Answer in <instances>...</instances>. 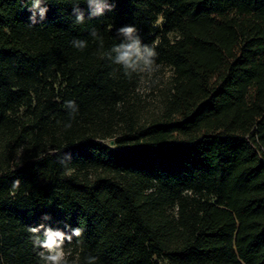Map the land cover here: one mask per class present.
<instances>
[{
	"label": "trees",
	"instance_id": "obj_1",
	"mask_svg": "<svg viewBox=\"0 0 264 264\" xmlns=\"http://www.w3.org/2000/svg\"><path fill=\"white\" fill-rule=\"evenodd\" d=\"M109 3L89 18L81 0L78 25L50 0L32 26L0 0V264H39L40 223L84 229L72 264H264V0ZM128 25L156 45L151 75L106 58Z\"/></svg>",
	"mask_w": 264,
	"mask_h": 264
},
{
	"label": "clouds",
	"instance_id": "obj_2",
	"mask_svg": "<svg viewBox=\"0 0 264 264\" xmlns=\"http://www.w3.org/2000/svg\"><path fill=\"white\" fill-rule=\"evenodd\" d=\"M50 0H24V5L28 7L31 15L29 20L30 25H35L38 20L42 21L46 18L48 8L46 4ZM90 9L89 18L103 16L105 11H111L113 5L109 0H83ZM73 5V16L76 24L85 23V15L80 9L81 0H70ZM118 36L122 37V41L112 46L110 51L106 53V58L113 64L119 65L125 77L131 79L133 74L151 75L156 71V58L158 53L155 44L142 43L140 36L137 34V28L134 25L120 27L117 30ZM89 35L98 40L103 47V38L98 34L96 29H92ZM73 47L78 50H83L87 47V41L83 39H73ZM63 107L68 111L69 116L74 119L78 112V105L74 100H66ZM71 127V121L65 125ZM104 143L103 141H100ZM107 146V145H106ZM20 149L18 155L23 152ZM48 155L59 156L60 163L67 164L71 161V153H60L53 151ZM20 185V180H15L12 183V188L15 190ZM50 216L45 214L42 220H49ZM68 231L54 229L51 226L40 223L36 226L28 227L29 239L32 242L33 248L36 250V255L39 257V264H72L69 260V253L65 250V244L72 243L74 240L77 244L82 243L84 229L81 227H72L65 225ZM96 257H87V264H96Z\"/></svg>",
	"mask_w": 264,
	"mask_h": 264
},
{
	"label": "rangeland",
	"instance_id": "obj_3",
	"mask_svg": "<svg viewBox=\"0 0 264 264\" xmlns=\"http://www.w3.org/2000/svg\"><path fill=\"white\" fill-rule=\"evenodd\" d=\"M170 74H171V70L169 68H165L164 73L162 74V76H163L164 79H166Z\"/></svg>",
	"mask_w": 264,
	"mask_h": 264
},
{
	"label": "water",
	"instance_id": "obj_4",
	"mask_svg": "<svg viewBox=\"0 0 264 264\" xmlns=\"http://www.w3.org/2000/svg\"><path fill=\"white\" fill-rule=\"evenodd\" d=\"M110 143H113V141H112V140H110Z\"/></svg>",
	"mask_w": 264,
	"mask_h": 264
}]
</instances>
